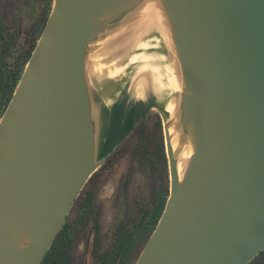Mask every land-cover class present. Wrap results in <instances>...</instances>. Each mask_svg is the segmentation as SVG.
Masks as SVG:
<instances>
[{"label":"water","instance_id":"95a60500","mask_svg":"<svg viewBox=\"0 0 264 264\" xmlns=\"http://www.w3.org/2000/svg\"><path fill=\"white\" fill-rule=\"evenodd\" d=\"M150 15L181 86L172 116L156 108L170 194L135 264H249L264 252V0H54L0 119V264H43L108 159L95 60L110 65Z\"/></svg>","mask_w":264,"mask_h":264},{"label":"rangeland","instance_id":"374dc122","mask_svg":"<svg viewBox=\"0 0 264 264\" xmlns=\"http://www.w3.org/2000/svg\"><path fill=\"white\" fill-rule=\"evenodd\" d=\"M28 7V0H0V13L8 25L16 24L20 44L34 36V25L26 18ZM153 21H147L139 29L127 51L113 56L107 63L110 66L103 60H95V65L100 64L99 69L98 65L94 69L93 80L105 106L112 108L127 94L133 100L137 92L145 102L153 99L164 110L169 104L176 105L179 89H175L172 80L177 79L172 49L167 34L156 24L158 20ZM139 42H145L148 47L140 49ZM135 55L141 58L131 61ZM159 116L156 109L147 110L146 116L90 179L86 193L94 195L93 208L86 216L79 215L78 207L71 211L70 259L69 263L61 261V264H100L119 237L136 229L143 216L170 194L166 149L165 156L157 151V145L165 138ZM107 129L106 120L103 135ZM148 237L145 243L138 240L121 264H135Z\"/></svg>","mask_w":264,"mask_h":264},{"label":"trees","instance_id":"16d2710c","mask_svg":"<svg viewBox=\"0 0 264 264\" xmlns=\"http://www.w3.org/2000/svg\"><path fill=\"white\" fill-rule=\"evenodd\" d=\"M28 1L29 7L26 10L28 16L26 18L29 24L34 25V36L27 38L24 44L18 42V28H16V24L13 26L8 25L6 19L0 13V119L19 84L26 65L45 28L54 4V0ZM138 123L139 116H135L133 112L126 117L122 116V114L115 115L108 133L103 139L100 157L109 158L121 143L131 134ZM158 124L160 126L162 125L161 120H159ZM157 151L165 156L163 139L157 145ZM89 182L73 205L72 211L78 207L79 215L86 216L93 208L94 195L86 193ZM168 195L169 192L162 200H160L158 205L152 210H149L143 216V219L136 225V229L133 228L119 237L113 249L103 256L100 264H121L127 260L133 246L138 240L145 243L147 237L151 235L157 226L164 211ZM72 213L73 212L68 216L64 228L57 235L51 249L43 261V264H61V261L69 263L70 257L68 249L72 241V225L69 223V220ZM249 264H264V252H261Z\"/></svg>","mask_w":264,"mask_h":264},{"label":"flooded vegetation","instance_id":"af4514ba","mask_svg":"<svg viewBox=\"0 0 264 264\" xmlns=\"http://www.w3.org/2000/svg\"><path fill=\"white\" fill-rule=\"evenodd\" d=\"M130 99H131V96L129 97L127 94L125 98H123L122 102L116 101L115 104L112 106V108H109L108 106L105 107V117L108 122V129H107L106 134L108 133V130L110 128V125L113 122L115 115L122 114V116L126 117L128 114L133 112L135 116H139V122H140L141 119L144 116H146L148 109H156L158 107L156 101L153 99L147 102H145L144 100L133 101Z\"/></svg>","mask_w":264,"mask_h":264},{"label":"bare ground","instance_id":"6f19581e","mask_svg":"<svg viewBox=\"0 0 264 264\" xmlns=\"http://www.w3.org/2000/svg\"><path fill=\"white\" fill-rule=\"evenodd\" d=\"M149 18V19H148ZM154 18H156V16L155 15H150V16H147V19H148V21H151V22H153L154 23V21L153 20H155ZM157 24V26H159L158 28L159 29H162V27L160 26V24L157 22L156 23ZM163 30V29H162ZM138 47L141 49H146L147 47H148V44H146L145 42H139L138 43ZM137 49V48H136ZM140 57V55H135V57H132V60L131 61H136V58H139ZM141 58V57H140ZM108 66H110V65H108ZM106 67H104V69H105ZM101 69H103V68H101ZM155 80V79H154ZM173 80V85H174V87H175V89H180V84H179V82H178V80L177 79H172ZM141 81V80H140ZM138 82H139V80H138ZM142 83H144V82H142ZM165 87V86H164ZM139 100H143L142 99V97L139 95V93L137 92L136 93V95L133 97V101H139ZM175 104H169V106H167V111L169 112V115H173L174 114V112H175ZM119 122V121H118ZM120 124V123H119ZM125 128V127H124ZM117 129V128H116ZM115 129V130H116ZM123 132V131H122ZM187 157V155L185 154L183 157H181V159H180V162H179V173L180 174H182V172H183V169H184V164H185V158Z\"/></svg>","mask_w":264,"mask_h":264}]
</instances>
